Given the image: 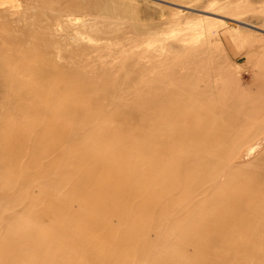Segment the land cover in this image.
Wrapping results in <instances>:
<instances>
[{
    "label": "rangeland",
    "instance_id": "rangeland-1",
    "mask_svg": "<svg viewBox=\"0 0 264 264\" xmlns=\"http://www.w3.org/2000/svg\"><path fill=\"white\" fill-rule=\"evenodd\" d=\"M160 91L171 102L213 111L207 134L213 151L232 145L233 137H250L237 153L242 163L234 164L242 165L234 171L243 181L230 184L232 190L257 180V174L261 178L264 0H0V163L8 159L5 173L0 164L1 264L7 262L3 251L18 245L12 242L16 233L33 246L39 245L36 233L85 234L84 207L77 200L68 199L64 219L44 214L52 200L49 187L71 192L81 164L66 170L67 165L54 162L43 174L36 171L60 146L62 133L74 130L65 121L75 120L76 129L85 132L132 111V125L137 111ZM49 123L57 129L43 131ZM246 128L253 134L247 135ZM8 140L16 142L17 153L3 145ZM17 148L25 151L18 155L24 162L8 163L20 154ZM65 171L74 179L61 183ZM258 200L264 207V199ZM14 210L29 211L16 221ZM36 223L50 228L36 231ZM91 233L102 239L96 253L110 255L109 262L116 264L114 233L103 228ZM82 254L79 248L72 251L75 264L85 259ZM102 254L99 264H109ZM45 261L41 256L34 260Z\"/></svg>",
    "mask_w": 264,
    "mask_h": 264
},
{
    "label": "bare ground",
    "instance_id": "bare-ground-1",
    "mask_svg": "<svg viewBox=\"0 0 264 264\" xmlns=\"http://www.w3.org/2000/svg\"><path fill=\"white\" fill-rule=\"evenodd\" d=\"M165 95L160 91L145 110L137 111L139 119L132 125V111L119 114L115 122L103 119L85 132L76 129L75 120L65 121L74 130L62 133L60 146L45 156L47 162H41L36 171L43 174L54 162L67 165L66 170L81 164L75 179L67 171L60 179L61 183L74 179L71 192L49 187L47 196L52 200L44 214L64 219L68 199L77 200L84 207L81 215L86 231L83 228L81 233L85 234L77 238L71 232L57 238L36 233L34 242L39 245L33 246L26 236L20 238L16 233L12 242L18 245L3 251L7 262L2 264H35L40 256L46 257L43 264H75L71 254L76 248L85 253L81 264H99L102 253L97 254L96 248L102 239L91 229L101 228L114 233L116 264H264V207L257 203L264 199V174L263 179L257 174V180L251 178L235 190L230 188L243 181L234 171L241 164H234L242 163L237 153L249 145L250 137H233L232 145L230 141L217 153L207 138L213 111L187 107L179 100L171 102ZM50 126L57 129L49 123L43 131ZM3 145L9 151L17 147L12 140ZM78 145L89 149L80 152ZM21 152L25 151L13 154L8 163L13 159L19 163ZM5 162L0 163L4 173ZM258 170L264 173L263 165ZM6 176L7 181L12 178L7 172ZM27 211L12 213L17 221ZM35 225L36 231L50 228ZM102 257L111 264L110 255Z\"/></svg>",
    "mask_w": 264,
    "mask_h": 264
}]
</instances>
